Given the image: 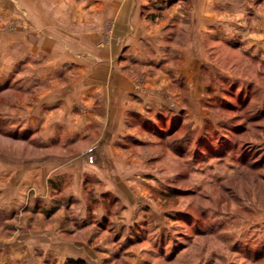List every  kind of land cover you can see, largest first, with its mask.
<instances>
[{
	"label": "crops",
	"instance_id": "crops-1",
	"mask_svg": "<svg viewBox=\"0 0 264 264\" xmlns=\"http://www.w3.org/2000/svg\"><path fill=\"white\" fill-rule=\"evenodd\" d=\"M31 1L0 0L5 20L25 11L28 21L0 32V80L15 75L33 90L26 104L10 105L25 117L17 127L31 128L17 138L33 150L0 154V264H134L133 231L152 203L140 198L151 184L138 177L145 166L131 153L132 118L168 104L164 91L147 88L160 91L168 77L151 64L166 62L162 15L178 7L174 0ZM191 1L197 22L184 56L197 71L202 31L215 24L221 3ZM222 4L229 14L231 4Z\"/></svg>",
	"mask_w": 264,
	"mask_h": 264
},
{
	"label": "rangeland",
	"instance_id": "rangeland-1",
	"mask_svg": "<svg viewBox=\"0 0 264 264\" xmlns=\"http://www.w3.org/2000/svg\"><path fill=\"white\" fill-rule=\"evenodd\" d=\"M218 1L217 21L199 40L197 71L184 56L191 54L186 39L195 32V5L174 0L170 6L179 13L162 15L169 19L161 49L166 62L151 68L168 77L160 91L147 89L164 91L168 104L132 118L131 153L145 166L138 177L151 184L139 197L152 203L133 231L134 264H264V0ZM23 14L7 20L0 14V32L26 28ZM110 31L107 24L104 42ZM6 78L0 80V154L26 155L32 144L16 135L31 128L17 127L25 117L10 105L26 104L33 90L30 80ZM17 87L27 89L20 94Z\"/></svg>",
	"mask_w": 264,
	"mask_h": 264
},
{
	"label": "trees",
	"instance_id": "trees-1",
	"mask_svg": "<svg viewBox=\"0 0 264 264\" xmlns=\"http://www.w3.org/2000/svg\"><path fill=\"white\" fill-rule=\"evenodd\" d=\"M68 264H87L85 260L79 259V260H70Z\"/></svg>",
	"mask_w": 264,
	"mask_h": 264
}]
</instances>
